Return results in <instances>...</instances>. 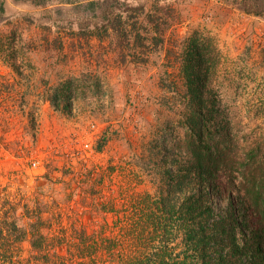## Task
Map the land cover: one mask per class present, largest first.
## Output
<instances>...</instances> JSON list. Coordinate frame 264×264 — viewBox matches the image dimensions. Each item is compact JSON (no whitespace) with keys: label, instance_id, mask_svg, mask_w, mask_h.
Masks as SVG:
<instances>
[{"label":"rangeland","instance_id":"rangeland-1","mask_svg":"<svg viewBox=\"0 0 264 264\" xmlns=\"http://www.w3.org/2000/svg\"><path fill=\"white\" fill-rule=\"evenodd\" d=\"M79 1L90 0H0L6 19L0 23V226L11 208L8 222L19 215L26 228L36 215L56 231L65 229L63 254L72 226L91 240L100 233L128 249L133 209L124 199L156 196L155 180L165 170H177L176 196L200 184L189 157L174 146L188 142L183 115L173 110L181 103H170L181 100L185 88H161V78L180 79L175 56L184 53V40L198 37L216 54L210 96L228 122L229 137L221 143L210 136L208 154L213 158L219 148L225 165L241 162L239 172L206 175L209 203L216 215L234 217L240 245L252 236L261 240L241 174L249 154L264 145V11L241 8L264 6V0L161 2L162 13L178 24L164 28L165 44L152 51L132 35L96 40L66 34L65 21L93 17ZM74 77L80 81L74 93L71 88L59 98L64 79ZM102 135L107 140L96 151ZM13 255L27 258L29 243ZM94 256L108 260L102 251Z\"/></svg>","mask_w":264,"mask_h":264},{"label":"trees","instance_id":"trees-1","mask_svg":"<svg viewBox=\"0 0 264 264\" xmlns=\"http://www.w3.org/2000/svg\"><path fill=\"white\" fill-rule=\"evenodd\" d=\"M165 1L151 0L148 5L133 4L128 0H90L86 4L79 1L78 8H90L94 11L93 17L80 16V24L75 20L65 21L63 29L68 31V35L77 34L96 40L112 38L115 34L116 37L119 34L132 35L141 40V48L156 50L165 44L164 28L178 24L172 23L174 20L168 12L162 13L165 6H161V2ZM242 6L244 12L255 15H261L264 11V6L257 4L243 3ZM4 16V5L0 2V23L6 20ZM47 27L51 31L55 27L54 22H49ZM58 38L63 45L65 38ZM184 42V53L175 56L180 79L171 82L161 78V88L172 92L176 88H185L179 96L181 100L170 103H181L173 110L183 115L180 123L188 130V142L184 146L177 141L174 146L178 148V153L189 157L191 168L201 177L200 184L190 187L186 195L179 192L176 196L178 192L173 191L177 186V170L174 175L165 170L159 177L153 174L154 179L158 177L156 186L161 191L157 190L156 196L141 193L132 195L127 202L124 199L125 204L128 203L133 209L125 229V234L129 236L126 243L128 249L123 247L125 243L122 241V249H118L120 245L117 246L115 239L106 238L104 234L100 238V233L91 240L88 233L72 226L71 242L65 244L67 247L63 254L59 249L62 250L65 236L60 235V231L63 233L65 229L56 231L36 215L35 222L26 228L19 224V215L8 222L7 218L12 215L10 208L4 212L3 217L7 218L0 226L1 264H264V145L249 154L251 158L243 162L245 170L241 174V190L257 215L256 224L262 236L261 240L252 236L240 245L234 217L214 213L208 198V187L212 184L203 182L212 171H228L231 174L239 172L241 165L236 161L225 165L222 149L218 148L213 158L208 154L210 136L221 143L229 137L226 134V117L214 107L215 97L210 96L216 54L203 38L191 37ZM171 68L175 69V66ZM77 79H64L62 96L59 98L70 94L71 88L74 93L75 84L80 82ZM106 140L103 135L98 139L96 151L102 149L101 145ZM20 207L25 209L27 203L22 200ZM23 242L29 243L28 257L20 260V256H17L14 259L13 254L18 252ZM101 251L108 260L95 258L94 254Z\"/></svg>","mask_w":264,"mask_h":264}]
</instances>
